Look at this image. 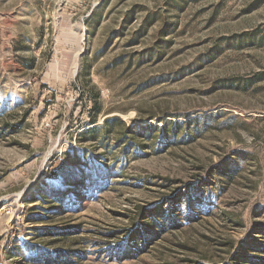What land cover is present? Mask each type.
<instances>
[{
    "label": "rangeland",
    "instance_id": "374dc122",
    "mask_svg": "<svg viewBox=\"0 0 264 264\" xmlns=\"http://www.w3.org/2000/svg\"><path fill=\"white\" fill-rule=\"evenodd\" d=\"M0 264H264V0H0Z\"/></svg>",
    "mask_w": 264,
    "mask_h": 264
},
{
    "label": "trees",
    "instance_id": "16d2710c",
    "mask_svg": "<svg viewBox=\"0 0 264 264\" xmlns=\"http://www.w3.org/2000/svg\"><path fill=\"white\" fill-rule=\"evenodd\" d=\"M112 120H118L123 126L125 125V123L118 117V116H114V117H107L105 119V123H110ZM167 122L163 125V127H167ZM94 129H90V130H87V132H90V131H93ZM128 130H132V128H129ZM138 233H135L137 232ZM134 234H139L140 236H142V238L144 240H146L148 237H149V234L148 232L145 230V226L143 225V223H139L137 226H136V229L133 231V233L131 234V236H133ZM146 244V243H145Z\"/></svg>",
    "mask_w": 264,
    "mask_h": 264
}]
</instances>
